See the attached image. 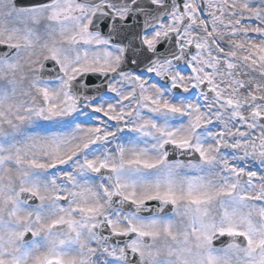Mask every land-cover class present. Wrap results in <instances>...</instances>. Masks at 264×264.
Instances as JSON below:
<instances>
[{"label":"snow or ice","instance_id":"obj_1","mask_svg":"<svg viewBox=\"0 0 264 264\" xmlns=\"http://www.w3.org/2000/svg\"><path fill=\"white\" fill-rule=\"evenodd\" d=\"M0 264H264V0H0Z\"/></svg>","mask_w":264,"mask_h":264}]
</instances>
